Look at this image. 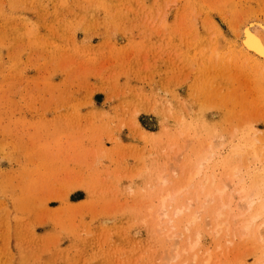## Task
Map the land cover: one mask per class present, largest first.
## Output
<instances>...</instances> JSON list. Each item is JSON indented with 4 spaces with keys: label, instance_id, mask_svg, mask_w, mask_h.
<instances>
[{
    "label": "rangeland",
    "instance_id": "obj_1",
    "mask_svg": "<svg viewBox=\"0 0 264 264\" xmlns=\"http://www.w3.org/2000/svg\"><path fill=\"white\" fill-rule=\"evenodd\" d=\"M254 22L264 0H0V264H264Z\"/></svg>",
    "mask_w": 264,
    "mask_h": 264
},
{
    "label": "clouds",
    "instance_id": "obj_2",
    "mask_svg": "<svg viewBox=\"0 0 264 264\" xmlns=\"http://www.w3.org/2000/svg\"><path fill=\"white\" fill-rule=\"evenodd\" d=\"M162 184H167V181L166 180H162L161 181ZM176 195H179V193H177ZM174 199V196L173 194L169 193L167 194L166 196H164L161 200V203H160V207H159V210H158V219L163 223L165 221H167L168 223V226L171 228V232L174 233L175 232V227H174V221L173 219H170L169 217V206H168V202L170 200H173ZM255 205V201H249L248 203V208H247V212L250 213L252 208L254 207ZM190 208H177L175 209V212H174V216L175 217H179L181 215L184 214L185 211H189ZM149 211H152L151 209ZM264 211V210H262ZM242 212V215H246L247 213L244 212V210H241ZM218 218L219 219H222V215L218 214ZM238 218H242V217H238ZM260 219V215H256V216H251L244 224L241 225V230H242V233L244 235V237H247L249 236L250 234H252L253 232V227L254 225L256 224V221ZM199 220V216H194L192 218V224H195L197 223ZM224 225H218V227H223ZM264 227V226H262ZM187 230V229H185ZM170 238L172 240H175L177 239V237L175 235H171ZM260 239V242L261 243H264V236H260L259 237ZM201 241H202V236L200 235L199 232H197L196 234V237H195V240H190L188 242V247L184 250V254L187 255L188 252H196L197 249L200 247V244H201ZM195 257H193V264H195ZM179 260V255H177L172 261H170V264H176V261Z\"/></svg>",
    "mask_w": 264,
    "mask_h": 264
},
{
    "label": "bare ground",
    "instance_id": "obj_3",
    "mask_svg": "<svg viewBox=\"0 0 264 264\" xmlns=\"http://www.w3.org/2000/svg\"><path fill=\"white\" fill-rule=\"evenodd\" d=\"M245 26L242 28L238 37L241 52L244 56H246L244 59L248 57L252 60L257 61L259 66L261 65L264 70V25L254 22L251 23L250 26H246V27ZM258 32H261L263 37L260 36ZM166 195L167 194L161 196L160 200H162V198ZM190 206L191 204L189 203L185 208H188ZM156 221H159L158 215H156ZM191 221L192 218L190 219L189 222L191 223ZM255 236L257 237L258 240H260L259 237L262 236L260 227H258L255 230Z\"/></svg>",
    "mask_w": 264,
    "mask_h": 264
}]
</instances>
